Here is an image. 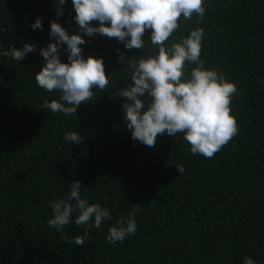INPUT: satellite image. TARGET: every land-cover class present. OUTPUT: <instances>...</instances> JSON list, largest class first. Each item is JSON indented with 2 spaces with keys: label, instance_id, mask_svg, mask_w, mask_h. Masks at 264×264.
Returning <instances> with one entry per match:
<instances>
[{
  "label": "trees",
  "instance_id": "1",
  "mask_svg": "<svg viewBox=\"0 0 264 264\" xmlns=\"http://www.w3.org/2000/svg\"><path fill=\"white\" fill-rule=\"evenodd\" d=\"M57 3L0 0V49L35 45L19 62L0 56V264H242L244 257L264 264V0H206L204 19L181 17L165 42L203 28L205 68L237 86L230 107L238 132L212 158L192 154L183 134H158L153 147L131 138L123 119L127 98L119 92L133 83L127 62L158 50L150 29L141 49L85 37L82 54L104 59L107 89L93 86L92 101L72 115L45 108L60 93L40 88L35 75L43 67L41 48L55 42L49 33ZM63 10L57 22L77 33L72 0ZM37 18L43 28L33 30ZM64 49L61 60L68 62ZM194 67L186 63L185 70ZM72 131L83 137L79 145L64 140ZM77 180L82 196L112 211L87 236L74 222L63 234L47 224L50 202L66 198ZM136 205V234L107 242L108 228ZM77 236L82 246L68 242Z\"/></svg>",
  "mask_w": 264,
  "mask_h": 264
},
{
  "label": "clouds",
  "instance_id": "2",
  "mask_svg": "<svg viewBox=\"0 0 264 264\" xmlns=\"http://www.w3.org/2000/svg\"><path fill=\"white\" fill-rule=\"evenodd\" d=\"M67 2L58 0L57 16L51 21L49 37L55 42L40 50L44 62L42 70L35 75L36 83L48 92L60 93L59 101H45V108L72 115L82 103L92 101L93 86L98 90L107 89L111 76L106 75L104 59L85 58L82 54L81 46L87 43L85 37L99 34L116 38L128 50L141 49L145 46L142 37L150 29L151 45L158 50L154 55H142L135 62L132 59L127 62L133 83L119 92V96L127 98L122 105L123 119L133 141L153 147L158 134H183L192 154L212 158L237 134L238 125L230 105L238 89L217 70L205 68L206 61L201 59L205 30L193 29L178 42L165 44L178 30L181 17L191 20L195 14L198 21L204 19L206 0H72L74 20L79 26L75 34H69L57 22L64 15L63 6ZM93 21H98V25H93ZM31 28L42 29V19L37 18ZM63 45H66L68 62L61 60ZM34 50L35 45L30 43L22 49L10 46V50L0 49V56L19 62ZM116 51L120 53V49ZM119 60H125L123 53ZM186 63L196 67L188 72ZM64 140L79 145L83 137L72 131L65 133ZM176 167L181 175L185 172L182 165ZM50 207L52 218L47 224L61 234L66 225L74 222L85 226L87 236L90 228L99 229L104 221L112 218L109 208L90 203L82 196L79 180L72 182L66 198L51 201ZM140 208V205L133 206L127 216L108 228L107 242H123L136 234L135 216ZM68 242L82 246L85 239L77 236ZM242 264H255V261L244 257Z\"/></svg>",
  "mask_w": 264,
  "mask_h": 264
}]
</instances>
